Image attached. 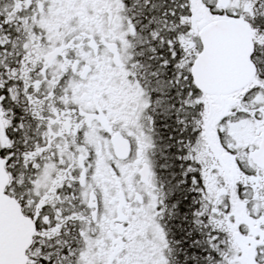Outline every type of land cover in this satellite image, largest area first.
<instances>
[{
  "label": "snow or ice",
  "instance_id": "6c2138e0",
  "mask_svg": "<svg viewBox=\"0 0 264 264\" xmlns=\"http://www.w3.org/2000/svg\"><path fill=\"white\" fill-rule=\"evenodd\" d=\"M0 264H264V0H0Z\"/></svg>",
  "mask_w": 264,
  "mask_h": 264
}]
</instances>
